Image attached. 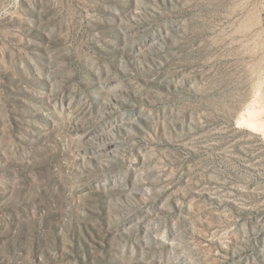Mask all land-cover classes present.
<instances>
[{"label":"rangeland","instance_id":"rangeland-1","mask_svg":"<svg viewBox=\"0 0 264 264\" xmlns=\"http://www.w3.org/2000/svg\"><path fill=\"white\" fill-rule=\"evenodd\" d=\"M0 264H264V0H0Z\"/></svg>","mask_w":264,"mask_h":264}]
</instances>
